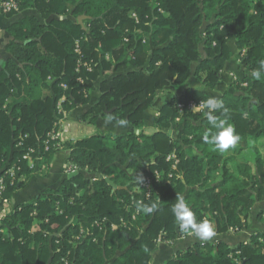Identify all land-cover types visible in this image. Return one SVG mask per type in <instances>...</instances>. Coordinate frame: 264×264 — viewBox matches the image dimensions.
<instances>
[{"label":"trees","instance_id":"1","mask_svg":"<svg viewBox=\"0 0 264 264\" xmlns=\"http://www.w3.org/2000/svg\"><path fill=\"white\" fill-rule=\"evenodd\" d=\"M17 2L7 15L34 13L7 28L0 196L10 200L34 175L46 174L59 150L69 151L78 173L2 217L0 264H151L158 241L190 233L180 231L171 212L177 195L218 234H251L234 244L196 243L164 264H264V226L250 222L264 202V0ZM224 70L238 77L216 98L227 112L213 115L240 139L221 153L203 139L208 109L180 112L178 103L213 98L190 80L215 89ZM257 70L259 79L252 76ZM171 85L183 92L162 105L148 134L145 112ZM96 86L101 95L81 118L125 119L130 129L52 138L65 112L89 104ZM30 149L33 166L24 157ZM107 175L122 188L114 189ZM153 203L150 214L138 210ZM263 214L264 205L257 215L264 223Z\"/></svg>","mask_w":264,"mask_h":264},{"label":"crops","instance_id":"2","mask_svg":"<svg viewBox=\"0 0 264 264\" xmlns=\"http://www.w3.org/2000/svg\"><path fill=\"white\" fill-rule=\"evenodd\" d=\"M30 13H34V11L24 10L13 15H7L6 13L0 11V69H2L4 62L8 57L6 44L11 38L7 30L8 26ZM221 82H223V78ZM221 82L215 89H211L202 86V84L201 86L198 84L196 85L193 80H190L192 87L201 88L211 97H213L212 92L219 91L218 86L221 84ZM181 92L182 91L180 90V87L173 85L168 86L164 91L160 92L154 105L148 108L145 112L146 133L150 134L154 132V119L158 115L159 109L162 107V105L168 102L174 96L180 95ZM100 95L101 93L99 87L96 86V89L92 91L91 101L89 104L77 106L71 112H65L64 117H61L59 121V128L67 140H77L88 137L95 134L97 131H113L116 134H121L127 132L130 129V124L128 122L127 126L121 127L116 121L109 120L106 117H99L95 122H90L89 120L81 118V115L87 111L91 105L98 101ZM63 99L64 98H62V100ZM62 100L60 102H62ZM69 155L70 154L68 150L57 151L53 160L51 161L50 170L46 174L34 175L30 179L28 185L24 189L16 192L10 200L3 199L0 196V221L2 217L8 214L14 206L33 201L43 191L49 188H56L65 179V177L69 176L71 172H74L72 170L73 165L70 164L69 161ZM260 210L261 206L258 207L256 205L254 208L256 215L259 214ZM257 224L259 225V228L264 226V223L259 220ZM255 227H252V229L259 230L257 226ZM250 232L251 230H246L239 236L233 231H230L226 234H218L215 232V236L211 239L223 238L231 244H234L241 238L249 237L251 234ZM204 241L205 240L198 239L191 233L178 237V239L174 241L161 240L158 243L157 249L152 253L151 264H164L168 259L175 257L179 250L187 249L196 243H203Z\"/></svg>","mask_w":264,"mask_h":264},{"label":"clouds","instance_id":"3","mask_svg":"<svg viewBox=\"0 0 264 264\" xmlns=\"http://www.w3.org/2000/svg\"><path fill=\"white\" fill-rule=\"evenodd\" d=\"M260 66L264 68V60L260 61ZM252 76L259 79L261 73L258 70L253 71ZM204 107L208 109L207 120L211 126L206 130L203 136L204 141L212 147V150L221 153L235 147L240 139L235 127L226 120H218L213 115L217 110H222L224 113L227 112V108L224 106L223 102L216 98H209L205 102ZM109 120H111V117ZM117 123L121 127L127 126V120L125 119H120ZM213 129H215V131H213ZM156 207L157 205L155 203L150 206L138 205V210L150 214ZM171 212L181 232H190L201 240H208L215 236L213 222L207 218L197 221L190 204L186 202L183 196H176V202L172 205ZM145 251H147V249H145Z\"/></svg>","mask_w":264,"mask_h":264},{"label":"built area","instance_id":"4","mask_svg":"<svg viewBox=\"0 0 264 264\" xmlns=\"http://www.w3.org/2000/svg\"><path fill=\"white\" fill-rule=\"evenodd\" d=\"M13 10H18V2H17V0H0V11H2L4 13H8V12H11ZM85 65L88 67V69H91L90 64L85 63ZM80 80L82 81L81 78H80ZM204 104H205L204 100H199V101L191 100L188 103L180 102L178 104V108H179L180 112H183L186 109L187 110H191V111H200V110H202L204 108ZM58 107H59V110L62 111L61 102L59 103ZM56 132L57 131H53L52 132V134H51L52 138H56V137H54ZM32 152H34V149H30L29 152H27L24 157L27 158L30 161V163L32 164V166H33L35 164V159H33ZM168 159H176V155L174 153H172V154H170L168 156ZM177 162H178V160L176 159L175 162H174V167H175ZM75 168H76V166H73L72 170L74 171ZM7 172L13 178L15 177V168L14 167L8 169ZM158 176H159V174H158ZM150 182H151V180L148 178L145 181L144 184L146 186H149ZM4 187H5L4 179L0 178V193L4 189ZM115 226H117V225H114V227ZM64 264H70V263H69V261L67 259H64Z\"/></svg>","mask_w":264,"mask_h":264},{"label":"rangeland","instance_id":"5","mask_svg":"<svg viewBox=\"0 0 264 264\" xmlns=\"http://www.w3.org/2000/svg\"><path fill=\"white\" fill-rule=\"evenodd\" d=\"M235 58H240L241 57V54H239V52H237L236 51V54H235V56H234ZM222 78H223V82H221V84L218 86V89H219V91H214V92H212V96L214 97V98H217V97H220L221 96V94H222V92L224 91V90H227V89H231V87H230V84H231V82L232 81H234V80H236V78L238 77L237 75H235L234 73H232V72H230V71H228V70H224L223 71V74H222ZM191 80H193L195 83H196V85L198 84L199 86H201V83L200 82H196V80L195 79H193V78H191ZM65 87H66V85H64ZM217 87V86H216ZM171 89H173V88H171ZM170 89V90H171ZM180 90L183 92V89H182V87H180ZM181 92V93H182ZM180 93V94H181ZM179 104V103H178ZM144 129H145V127H144ZM57 133V134H56ZM55 133V135H54V137H56V138H60V139H62V140H67L66 138H65V136L62 134V132H61V129L59 128L58 130H57V132ZM110 174H114V172H111ZM108 176V175H107ZM262 205H264V202H260V203H258L257 204V206L258 207H260V206H262ZM252 212H254L253 213V215L251 216V218H250V222L252 223V224H257L258 223V217H257V215H256V211H254V209H253V211ZM262 218L264 219V214H263V216H262ZM117 226H115V228H116ZM160 241H158V243H159Z\"/></svg>","mask_w":264,"mask_h":264},{"label":"water","instance_id":"6","mask_svg":"<svg viewBox=\"0 0 264 264\" xmlns=\"http://www.w3.org/2000/svg\"><path fill=\"white\" fill-rule=\"evenodd\" d=\"M82 17H80V21L82 22ZM78 172L74 171L69 174V177L76 175ZM107 181L114 187V189H120L122 186L117 185L109 176L106 177Z\"/></svg>","mask_w":264,"mask_h":264}]
</instances>
